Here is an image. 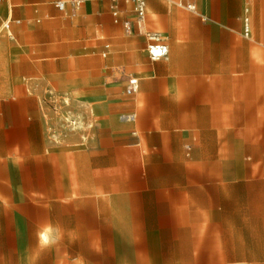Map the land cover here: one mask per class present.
Instances as JSON below:
<instances>
[{
    "label": "crops",
    "instance_id": "obj_1",
    "mask_svg": "<svg viewBox=\"0 0 264 264\" xmlns=\"http://www.w3.org/2000/svg\"><path fill=\"white\" fill-rule=\"evenodd\" d=\"M76 1L0 0V264H183L184 250L218 252L233 220L264 219V159L191 156H218V139L264 140V0H189L194 11L144 0L141 23L130 0ZM148 33L167 47L159 61ZM65 113L87 120L82 142L62 132ZM142 149L168 157L150 190L167 206L163 229L142 226V167L128 162Z\"/></svg>",
    "mask_w": 264,
    "mask_h": 264
},
{
    "label": "rangeland",
    "instance_id": "obj_2",
    "mask_svg": "<svg viewBox=\"0 0 264 264\" xmlns=\"http://www.w3.org/2000/svg\"><path fill=\"white\" fill-rule=\"evenodd\" d=\"M1 5L0 3V15L2 10ZM2 35L3 30H0V37ZM262 35L264 34L262 33ZM255 51L258 53L264 52L259 47H256ZM62 102L67 104L68 100L64 99ZM59 119L64 134H78L80 137L79 142L84 140L82 134L86 132L88 125L84 116H74L65 113ZM263 146V139H246L243 137H239L238 139H218V156L195 155L191 156V159L192 162H218V164L261 162L264 159V155L260 154L263 151ZM253 151L254 153L258 152L260 155H254ZM146 153L142 149L136 157L128 155L129 163H138L142 167V180L144 182V189L147 191L142 202V226L145 230L163 229L171 223V221L167 220V206L156 204L155 198H151L150 190L153 181L165 179L169 163L168 157ZM241 198L242 196H240V200ZM242 200H246L244 196ZM255 207H257L255 203L248 204L250 210H254ZM248 214L251 215L252 212ZM254 215L258 216L259 213H254ZM233 224L236 225L234 229L237 233L234 235L218 236V252L191 253L184 250L181 252L183 264H209V260L214 262L216 256L218 264H264V219L247 220L239 218L233 220ZM194 255H196V259H193Z\"/></svg>",
    "mask_w": 264,
    "mask_h": 264
},
{
    "label": "built area",
    "instance_id": "obj_3",
    "mask_svg": "<svg viewBox=\"0 0 264 264\" xmlns=\"http://www.w3.org/2000/svg\"><path fill=\"white\" fill-rule=\"evenodd\" d=\"M71 3L75 5H79L80 2L76 0H69ZM134 4V12L137 16L138 22H142L146 15L145 10V1L144 0H130ZM177 4L179 7L187 9L189 11H194V5L189 3V0H177ZM57 8L62 10L64 7V3H57ZM252 32L251 20L248 15V11H246V15L243 18V26H242V36L244 38H250ZM148 46H147V55L151 61H159L160 59L166 57L167 55V47L164 44V40L162 36L158 33H148ZM262 47L264 48V37L262 41ZM138 84L136 79H129L126 85V93L128 95L134 94L137 91ZM120 120L125 123H133L136 120V116L134 114H126L121 115Z\"/></svg>",
    "mask_w": 264,
    "mask_h": 264
},
{
    "label": "bare ground",
    "instance_id": "obj_4",
    "mask_svg": "<svg viewBox=\"0 0 264 264\" xmlns=\"http://www.w3.org/2000/svg\"><path fill=\"white\" fill-rule=\"evenodd\" d=\"M5 23H6L5 19L0 17V30L4 29Z\"/></svg>",
    "mask_w": 264,
    "mask_h": 264
}]
</instances>
